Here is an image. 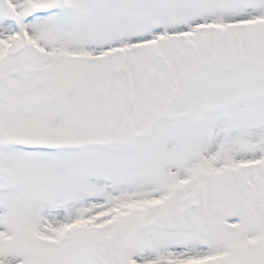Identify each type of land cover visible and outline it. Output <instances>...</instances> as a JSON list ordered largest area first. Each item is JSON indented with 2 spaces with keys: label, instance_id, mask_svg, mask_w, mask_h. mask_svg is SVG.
I'll return each instance as SVG.
<instances>
[{
  "label": "snow or ice",
  "instance_id": "obj_1",
  "mask_svg": "<svg viewBox=\"0 0 264 264\" xmlns=\"http://www.w3.org/2000/svg\"><path fill=\"white\" fill-rule=\"evenodd\" d=\"M0 264H264V0H0Z\"/></svg>",
  "mask_w": 264,
  "mask_h": 264
}]
</instances>
